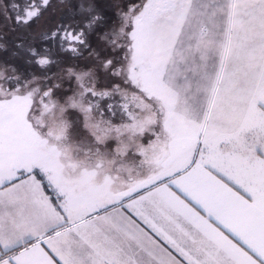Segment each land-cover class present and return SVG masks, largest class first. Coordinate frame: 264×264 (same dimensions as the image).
Wrapping results in <instances>:
<instances>
[{
  "label": "snow or ice",
  "instance_id": "6c2138e0",
  "mask_svg": "<svg viewBox=\"0 0 264 264\" xmlns=\"http://www.w3.org/2000/svg\"><path fill=\"white\" fill-rule=\"evenodd\" d=\"M0 264H264V0H0Z\"/></svg>",
  "mask_w": 264,
  "mask_h": 264
}]
</instances>
